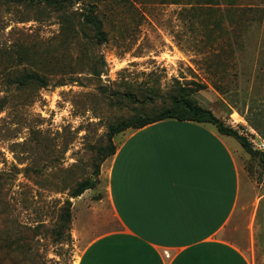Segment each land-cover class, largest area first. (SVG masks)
<instances>
[{
    "label": "rangeland",
    "instance_id": "1",
    "mask_svg": "<svg viewBox=\"0 0 264 264\" xmlns=\"http://www.w3.org/2000/svg\"><path fill=\"white\" fill-rule=\"evenodd\" d=\"M90 5L106 41L85 20ZM22 73L42 79L19 86ZM182 87L264 152V0H0V264H77L114 226L98 218L109 211L110 124L153 113ZM225 137L258 201L264 251L262 164ZM88 178L95 187L72 197Z\"/></svg>",
    "mask_w": 264,
    "mask_h": 264
},
{
    "label": "crops",
    "instance_id": "2",
    "mask_svg": "<svg viewBox=\"0 0 264 264\" xmlns=\"http://www.w3.org/2000/svg\"><path fill=\"white\" fill-rule=\"evenodd\" d=\"M225 136L179 119L127 133L104 165L109 211L97 215L114 226L77 264H264L258 201Z\"/></svg>",
    "mask_w": 264,
    "mask_h": 264
},
{
    "label": "trees",
    "instance_id": "3",
    "mask_svg": "<svg viewBox=\"0 0 264 264\" xmlns=\"http://www.w3.org/2000/svg\"><path fill=\"white\" fill-rule=\"evenodd\" d=\"M29 1L37 4H45L53 6L57 9L64 8L67 3L73 0H22ZM85 20L88 24H91L95 30L96 37L101 41L107 40V33L104 30L103 22L96 13V6L90 5L89 12L85 15ZM42 78L37 73H22L17 75L13 82L19 86H26L35 81L41 80ZM200 88H204L205 85L197 83ZM182 94L173 95L171 100L163 105L160 109L153 113H135L129 118L122 119L116 123L110 124L108 131V143L102 151V158L112 156L116 152L117 146L113 142L115 135L124 132L128 129H139L148 124L165 120V119H179V120H190L198 123H209L213 124L216 130L224 135L235 137L244 147V149L252 156H258L262 164L264 172V152L253 148L249 140L242 135L237 129L227 125L221 118L216 116L214 112L208 108H205L198 103L193 97L189 89L182 87ZM99 173V170H96ZM95 187V183L92 178L80 181L76 187L72 190V197H78L82 195L86 190ZM69 220V213L65 217V222ZM1 241V240H0Z\"/></svg>",
    "mask_w": 264,
    "mask_h": 264
},
{
    "label": "built area",
    "instance_id": "4",
    "mask_svg": "<svg viewBox=\"0 0 264 264\" xmlns=\"http://www.w3.org/2000/svg\"><path fill=\"white\" fill-rule=\"evenodd\" d=\"M255 148V147H254ZM257 148L259 149H264V142L260 143L257 145Z\"/></svg>",
    "mask_w": 264,
    "mask_h": 264
}]
</instances>
